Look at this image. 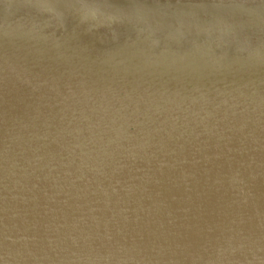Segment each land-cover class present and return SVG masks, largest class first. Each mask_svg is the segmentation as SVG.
Here are the masks:
<instances>
[{
    "label": "water",
    "instance_id": "obj_1",
    "mask_svg": "<svg viewBox=\"0 0 264 264\" xmlns=\"http://www.w3.org/2000/svg\"><path fill=\"white\" fill-rule=\"evenodd\" d=\"M0 264H264V0H0Z\"/></svg>",
    "mask_w": 264,
    "mask_h": 264
}]
</instances>
